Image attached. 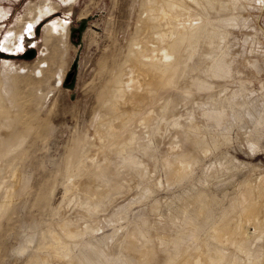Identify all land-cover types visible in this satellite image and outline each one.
I'll list each match as a JSON object with an SVG mask.
<instances>
[{
	"label": "rangeland",
	"instance_id": "obj_1",
	"mask_svg": "<svg viewBox=\"0 0 264 264\" xmlns=\"http://www.w3.org/2000/svg\"><path fill=\"white\" fill-rule=\"evenodd\" d=\"M227 2L197 3L199 19H189L197 22V38L191 56L185 52V69L174 76L175 86L155 88L156 100L144 97L140 112L147 120L139 112L122 127L118 152L103 131L119 115L110 95L116 77L129 71L135 40L147 41L139 27L148 21L150 0H0V264H130L124 252L133 231L170 242L175 261L204 247L217 259L226 253L225 264H264V230L256 236L255 217L234 211L251 189L264 221V0H239L230 10ZM36 6L50 12L29 35L28 9ZM90 17L80 48L71 29ZM175 19L182 27L183 16ZM62 20L67 31H46ZM166 32L160 40L168 42L155 48L184 45ZM30 47L37 49L34 59L11 56ZM79 51L70 89L64 83ZM132 131L137 139L130 142ZM186 131L196 135L195 144L183 138ZM167 154L182 161L172 180L163 163ZM105 165L121 170L125 187L98 210L83 209L80 202L105 185L90 170ZM228 211L244 223L249 248L214 237ZM65 219L83 226L66 234ZM51 235L65 256L55 255ZM258 248L260 255H253Z\"/></svg>",
	"mask_w": 264,
	"mask_h": 264
},
{
	"label": "bare ground",
	"instance_id": "obj_2",
	"mask_svg": "<svg viewBox=\"0 0 264 264\" xmlns=\"http://www.w3.org/2000/svg\"><path fill=\"white\" fill-rule=\"evenodd\" d=\"M212 1H214L215 3H219L221 0H212ZM237 1H239V0H228V2H227V7H229L228 9L230 10L231 6L236 5ZM197 3H201V0H150L149 6L144 10L148 13V15L150 14V16L149 17L147 16L148 21L146 23L143 22V24L140 25L139 30H140V33H144V34L147 33L148 34V38L145 39L147 41L145 43H143L142 41L138 40V38L137 39L135 38L136 39L134 42L135 45L133 47H131L132 49L130 48L131 49L130 54L126 60V62L130 63V68L128 67L129 71L125 72V69H123L124 71L118 77H116V80H114L115 82L113 81L115 84L113 86L112 95H110L111 100H112V102H111L112 105H110V106H111V110L113 112H115V110H116L119 115H118V117H116L117 114H114V118H113V115H111V116L113 119H115V117H116V119H118L119 122H114L116 120L115 119L113 121V123H110L108 125V128L106 130L102 129L104 131V133H107L110 136V138H112V139L109 138L110 141L112 140L111 141L112 147L115 148V150H117L118 152L123 148L122 143H116L117 138H118V140H119V138H121V137H119V134H121L120 133L121 129H122V127L123 128L127 127V125L131 124V122L134 121L133 120L134 117L136 115H138L139 112L141 111L140 110V106L142 105L141 101L144 99V97L145 98L147 97L148 99L152 98V100H153V97L155 99V96L157 93L155 91L158 87H160L162 89V87H166V86H170V85L175 86L172 83V81L175 78L174 76L179 75L180 72L185 69L186 59H188V58L185 59V56H184L185 52L189 51V53L188 54L186 53V55L191 56L192 49H193V47H195L194 41L197 38V31H198L197 24H196L197 22L192 20L193 22H196V23H193L192 21L190 23V20L192 18H195V19L197 18V13H198L197 12ZM51 4H53V6L55 5L54 3H51ZM190 4L195 5L194 8L190 7ZM233 8H235V7H233ZM233 8H232V10H233ZM49 12H50L49 8L43 10V8L41 6H36L34 9H32V8L28 9V15H29L30 19L28 18L29 19L28 20L29 26L27 29H28L29 35L33 34L35 24L39 23L42 20V18L45 15H47ZM151 12L155 13L153 15V17L151 15ZM0 13H1V10H0ZM178 15L179 16L181 15V17L183 16V18H184V21L181 24L182 27H180L177 24V20L175 19V16H178ZM23 19H24V17L22 15L21 17H19L18 21L22 22ZM197 19H199V18H197ZM26 20H27V18H26ZM153 21L154 22L157 21V23L160 22L161 26H157V24L154 26L152 24V23H154ZM60 29H64L65 31L68 30V25H67L66 21L62 20V21L51 22L48 24L46 31L48 30V32L53 33V32H59ZM167 29L169 32H175L178 39H180L181 41H183V40L185 41L184 45H182L183 43L181 42L182 47H181V45L178 44L180 41L178 42L177 41L178 39H177L176 41L178 43L176 42L175 44H173V42H172V44H173L172 47H168V49L164 48V50H162L163 46L162 47L160 46L162 49L161 48L160 49L155 48V44L158 45L157 44L158 42L163 41V39H162V41L160 40V37L161 38L165 37V35L167 34V32H166ZM172 38H170V39L172 40ZM174 39H173V41H174ZM165 41H163V42L165 43ZM163 42L160 45H163ZM166 42H168V41H166ZM138 46L140 47L139 49H138ZM171 59L172 60L176 59V60L174 62L173 61L171 62ZM126 68H127V66H126ZM169 68H171V69H169ZM135 69L139 71L138 78L137 77L135 78L133 76V70H135ZM196 69H197V67H196ZM166 71H170V73H169L171 75L170 77L165 75ZM147 77H148V79H147ZM179 77H180V75H179ZM4 91L5 92L9 91L7 86H5ZM164 97L165 96L161 97V99ZM124 108H125V111H122ZM141 108H142V106H141ZM141 113L142 112H140V114ZM139 116H141V119L143 117L144 120L145 119L147 120V118L145 116H142V114ZM149 119H151V118H149ZM141 122L143 124V121H141ZM145 123H146V121H145ZM138 124H141V123L138 122ZM146 127H147V124H146ZM187 134L188 135L183 137V138L185 140L189 139L191 141V143L195 144L197 142L196 135L193 133L189 134L188 132H187ZM109 136H107V137H109ZM136 137L137 136H135L133 131H132L130 133V136H129V141L131 142ZM192 137H193V139H192ZM106 139H108V138H106ZM120 140H122V139H120ZM124 140L125 139L122 140L123 143H124ZM126 143L128 144V141ZM133 144H135V143H133ZM126 146L127 145H125L124 148ZM183 149H185V148H183ZM180 153L183 154L184 156H186L187 154L190 155L188 150L187 151L181 150ZM163 163H164L165 169L168 173L169 180L174 179L175 178V171L178 170V168L182 165V161L175 158L174 154H167L163 158ZM84 164L85 163H82L80 165V170L84 168V166H85ZM115 164H116V162H115ZM123 166L126 167V165H124V164L122 165V167ZM86 167H88V166H86ZM120 171H119V169L114 170L111 167V165H108V166L105 165L104 167H100L96 170H90V177L96 178L95 179L96 181H97V178H99V180L101 179V181L105 182V183L104 182L103 183L106 186L104 185V188H99L100 185H103V184H100L98 186V188L95 189L94 196L90 197L91 198L90 200H87L89 198L85 199L84 202L82 200V202H80V206L82 205L83 209L85 207V209H87L88 211L89 210L96 211L106 204V202L109 200L108 198L110 195H116L117 193L114 194L115 192L120 193V191L122 190V187H125V183H123L122 179H119ZM93 178H91V179H93ZM128 181L129 180L127 179V182ZM96 185H98V184H96ZM89 190H90V188H89ZM253 191L251 189L247 190V192L245 193V195L241 199V204L235 206L234 211H236V210L239 211L240 215L248 214V215H250V218L255 217L254 220L252 221V223H251V221H249V223H251V226H253V229H254L256 236H259L262 234V231L264 230V221L258 219V215H259L258 202L255 200L256 198L254 197ZM91 194H93V193H91ZM261 204H263V203H261ZM231 212H232V210H231ZM231 212L228 211L225 214L223 222H222L219 230L217 228L216 231H214V237L220 243H223L225 245H230L231 243L234 244V242L237 241V243H238L237 248H239L240 250H245V249L249 248L250 243L252 242L251 241L252 239L249 237H245L242 234V231L244 228V223L242 224V222H240V221L237 223V221H235V218L231 217L233 214L230 216ZM86 213H88V212H86ZM83 217L84 216H82V218ZM79 218H81V217H79ZM239 220H240V218H239ZM74 221H75V219H74ZM75 222H77V221H75ZM87 222L95 223L96 221L93 220L92 218H90V220H88ZM82 226H83V224L79 225V223H78V225H76V223H74L72 221V219H71V221L68 219H65L61 225V228L66 234H72V233L78 231L79 228H81ZM52 235H51V240L53 242V244H52L53 252L55 253V255L57 257L65 256L67 251L64 249H60L58 247L60 245L59 244L60 240L56 237H52ZM253 238H255V237H253ZM171 242H173V241H171ZM169 245H170V242L161 243V242H156L154 240H145V238L140 233L133 231L129 235L127 242H126V246H125V249L126 250L128 249L130 251H128V252L125 251L124 254L128 258L130 264H222V263L225 264L224 260L226 258V253L222 252L223 254H222V256H220L221 255V252H220L219 256L221 257V259L220 258L217 259V258L213 257L214 254L212 255L211 252H209L204 247H200L199 249H197V247H195L194 249L192 248L193 250L190 253L187 252L189 254H187L184 258L181 257L182 259L180 261H175L177 254L174 255L175 253L173 254L169 250V248H168ZM171 245H173V244H171ZM196 245L197 244H194V246H196ZM186 248L189 249V247H186ZM185 249H183V250H185ZM251 253H253V255H255V256H259L261 252H260V249L258 248V249H253V252H251ZM178 255H180V254H178ZM175 262H177V263H175ZM69 263L74 264V262L71 260L69 261ZM229 264H231V263H229ZM233 264H261V263L255 261V260H253L251 262L237 260Z\"/></svg>",
	"mask_w": 264,
	"mask_h": 264
},
{
	"label": "water",
	"instance_id": "obj_3",
	"mask_svg": "<svg viewBox=\"0 0 264 264\" xmlns=\"http://www.w3.org/2000/svg\"><path fill=\"white\" fill-rule=\"evenodd\" d=\"M93 18H95V17L82 18L81 21L79 22V26L73 27L71 29V39L76 46H78L80 48L82 47L83 33L87 29L89 21ZM74 33H76V36L78 37L77 40H74ZM11 56L12 57H18V58H24V59H34L37 56V49L34 47H30V48H27L23 53H21L19 55H11ZM79 59H80V51L78 52L77 56L75 57V59L72 63V66L69 70V73L66 77L65 83H64V85L69 87L70 89H74L75 85H76V72H77L78 65H79Z\"/></svg>",
	"mask_w": 264,
	"mask_h": 264
},
{
	"label": "flooded vegetation",
	"instance_id": "obj_4",
	"mask_svg": "<svg viewBox=\"0 0 264 264\" xmlns=\"http://www.w3.org/2000/svg\"><path fill=\"white\" fill-rule=\"evenodd\" d=\"M74 37H77V36H76V33H74ZM77 38H78V37H77Z\"/></svg>",
	"mask_w": 264,
	"mask_h": 264
}]
</instances>
